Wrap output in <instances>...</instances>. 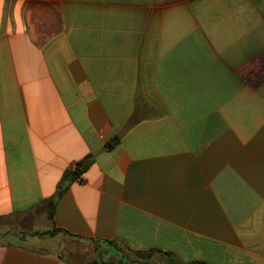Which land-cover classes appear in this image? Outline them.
I'll return each mask as SVG.
<instances>
[{
	"label": "crops",
	"instance_id": "1",
	"mask_svg": "<svg viewBox=\"0 0 264 264\" xmlns=\"http://www.w3.org/2000/svg\"><path fill=\"white\" fill-rule=\"evenodd\" d=\"M106 240L264 264V0H0V264Z\"/></svg>",
	"mask_w": 264,
	"mask_h": 264
},
{
	"label": "trees",
	"instance_id": "2",
	"mask_svg": "<svg viewBox=\"0 0 264 264\" xmlns=\"http://www.w3.org/2000/svg\"><path fill=\"white\" fill-rule=\"evenodd\" d=\"M118 139L113 143L108 144V148H112L116 143ZM90 157L86 158L84 161L78 162L74 168L68 169L59 184V193L58 195H61L73 182L80 179L81 175L85 171L86 168H83V164L88 160ZM52 215V214H51ZM64 231L67 232L64 229L61 228H54L53 230H47L44 232H33L30 234H40V235H54L57 232ZM70 234V233H68ZM71 235V234H70ZM106 243H108L110 246L114 248L116 251V254L119 256L120 260L119 262L122 264H154L151 262V260L156 256H162L165 258V264H186L180 261L176 258V256L172 252L168 251H162L160 249H148V250H133L130 247H121L118 245L116 241H109L106 240ZM96 264H112L111 261L108 262H98ZM192 264H206L204 262H195Z\"/></svg>",
	"mask_w": 264,
	"mask_h": 264
},
{
	"label": "rangeland",
	"instance_id": "3",
	"mask_svg": "<svg viewBox=\"0 0 264 264\" xmlns=\"http://www.w3.org/2000/svg\"><path fill=\"white\" fill-rule=\"evenodd\" d=\"M152 263L154 264H165L164 259L161 256L156 255L152 260Z\"/></svg>",
	"mask_w": 264,
	"mask_h": 264
}]
</instances>
